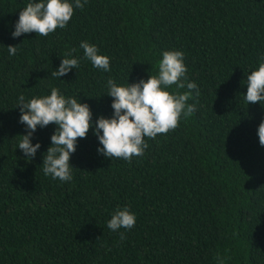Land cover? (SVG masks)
Wrapping results in <instances>:
<instances>
[{
	"label": "trees",
	"instance_id": "1",
	"mask_svg": "<svg viewBox=\"0 0 264 264\" xmlns=\"http://www.w3.org/2000/svg\"><path fill=\"white\" fill-rule=\"evenodd\" d=\"M29 2L0 0V264H264V104L245 100L264 57V0H87L66 27L13 37ZM83 41L109 57L110 71L84 57ZM70 49L79 67L52 75ZM165 50L184 53L195 111L145 137L142 156L106 157L94 130L114 115L108 80L148 79ZM53 87L92 111L66 182L42 166L57 125L37 126L31 160L18 148L28 132L18 98ZM124 207L135 226L110 230Z\"/></svg>",
	"mask_w": 264,
	"mask_h": 264
},
{
	"label": "clouds",
	"instance_id": "2",
	"mask_svg": "<svg viewBox=\"0 0 264 264\" xmlns=\"http://www.w3.org/2000/svg\"><path fill=\"white\" fill-rule=\"evenodd\" d=\"M85 3L87 0L83 3L81 0H74V4L70 0H30L20 11L12 35L19 37L24 33L35 32L46 37L58 28L66 27L74 14V7L83 9ZM80 47L84 50V57L94 67L110 71L109 57L98 54L96 45L83 41ZM73 51L70 49L65 54L52 75L61 77L79 67V58L72 55ZM8 52L15 56L16 45H9ZM186 72L184 53L180 50H165L158 62L157 74H151L148 79L126 85H118L115 80L109 79L107 94L114 98V115L111 118L101 116L95 122L94 134L103 145L98 151L108 158H122L130 162L133 156H142L148 147L145 137L155 139L158 134H167L178 127L182 115L184 118L191 116L196 106L187 101L192 97V90H196L199 95V89L195 82L187 81ZM246 80L247 104H264V57ZM173 85L177 89L186 87L189 91H169ZM18 106L22 113L20 122L28 129L27 134L21 135L18 148L31 160L40 148L39 142H31L37 126L57 125L51 136V145L44 154L43 172L53 179L64 182L71 180L70 156L76 150L78 138H85L93 126L89 105L81 103L77 98L65 97L58 88L53 87L50 95L34 97L28 102L21 95ZM258 137L260 144L264 146V120L258 126ZM135 223V214L124 207L112 214L107 227L112 231L131 229ZM124 238L121 233V239Z\"/></svg>",
	"mask_w": 264,
	"mask_h": 264
}]
</instances>
